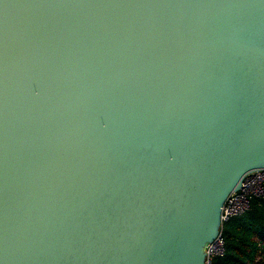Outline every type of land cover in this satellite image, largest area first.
Segmentation results:
<instances>
[{"label":"water","instance_id":"1","mask_svg":"<svg viewBox=\"0 0 264 264\" xmlns=\"http://www.w3.org/2000/svg\"><path fill=\"white\" fill-rule=\"evenodd\" d=\"M264 169V0H0V264H205Z\"/></svg>","mask_w":264,"mask_h":264},{"label":"trees","instance_id":"2","mask_svg":"<svg viewBox=\"0 0 264 264\" xmlns=\"http://www.w3.org/2000/svg\"><path fill=\"white\" fill-rule=\"evenodd\" d=\"M221 236L223 255L214 264H264V195L251 197L243 214L223 224Z\"/></svg>","mask_w":264,"mask_h":264},{"label":"built area","instance_id":"3","mask_svg":"<svg viewBox=\"0 0 264 264\" xmlns=\"http://www.w3.org/2000/svg\"><path fill=\"white\" fill-rule=\"evenodd\" d=\"M264 169L254 171L245 176L241 189L232 193L223 209L222 221L223 224L230 218L243 214L249 207V200L251 197H259L264 195ZM223 255V238L221 233L219 237L209 246L208 256L205 264H214L213 259L217 256Z\"/></svg>","mask_w":264,"mask_h":264}]
</instances>
